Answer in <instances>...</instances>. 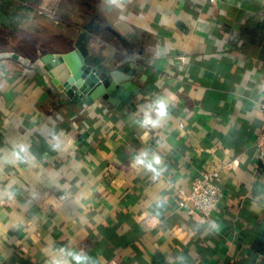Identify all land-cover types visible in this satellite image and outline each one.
Instances as JSON below:
<instances>
[{
  "label": "crops",
  "instance_id": "1",
  "mask_svg": "<svg viewBox=\"0 0 264 264\" xmlns=\"http://www.w3.org/2000/svg\"><path fill=\"white\" fill-rule=\"evenodd\" d=\"M83 36L89 64H135L131 104L88 105L69 65L45 69ZM0 53L28 61L0 59V158L27 161L0 160V264H264V0H0ZM158 99L163 127H140ZM229 164L213 217L180 207Z\"/></svg>",
  "mask_w": 264,
  "mask_h": 264
},
{
  "label": "water",
  "instance_id": "2",
  "mask_svg": "<svg viewBox=\"0 0 264 264\" xmlns=\"http://www.w3.org/2000/svg\"><path fill=\"white\" fill-rule=\"evenodd\" d=\"M84 39L83 36L76 54L42 56L41 61L45 69L50 71L63 64L69 65L73 75L71 82L75 84L76 93L88 105L99 100H106L115 106L131 104L141 91L135 78L137 75L135 64L128 63L115 71H110L108 67L95 62L89 64L85 60ZM0 59H14L28 64L24 58L13 53H0Z\"/></svg>",
  "mask_w": 264,
  "mask_h": 264
},
{
  "label": "built area",
  "instance_id": "3",
  "mask_svg": "<svg viewBox=\"0 0 264 264\" xmlns=\"http://www.w3.org/2000/svg\"><path fill=\"white\" fill-rule=\"evenodd\" d=\"M259 110L264 116V102L260 103ZM180 127L183 128L184 125L181 124ZM254 149L259 157L264 160V132L256 136ZM228 166L230 164L203 170L194 179L189 190L179 189L180 207L190 214L200 215L206 219L213 217L218 211L224 194V173Z\"/></svg>",
  "mask_w": 264,
  "mask_h": 264
},
{
  "label": "clouds",
  "instance_id": "4",
  "mask_svg": "<svg viewBox=\"0 0 264 264\" xmlns=\"http://www.w3.org/2000/svg\"><path fill=\"white\" fill-rule=\"evenodd\" d=\"M168 117V104L164 99H158L154 102V108L145 111L143 119L139 121V124L142 128L155 130L158 128H162L164 121H166ZM20 151L23 152L25 151V149L21 148ZM0 160H3V162L5 163L27 162L23 160V158L20 157L19 154H16V161H8L4 160L3 158H0ZM133 163L134 165L144 167L147 171L153 173L154 177L158 176L163 171V168L161 167V165L163 164L162 158L155 152L150 153L148 149L141 150L137 154ZM60 252L63 253L65 252V250L60 249ZM68 255H70L73 259L82 262V264H87L88 258L80 253L69 252ZM52 264H70V262L67 259L54 260Z\"/></svg>",
  "mask_w": 264,
  "mask_h": 264
},
{
  "label": "trees",
  "instance_id": "5",
  "mask_svg": "<svg viewBox=\"0 0 264 264\" xmlns=\"http://www.w3.org/2000/svg\"><path fill=\"white\" fill-rule=\"evenodd\" d=\"M29 1L32 2V0H29ZM254 249L257 253L264 256V235L257 241Z\"/></svg>",
  "mask_w": 264,
  "mask_h": 264
}]
</instances>
